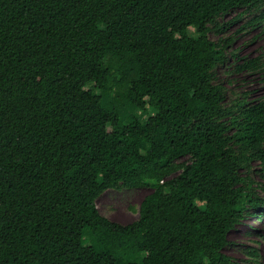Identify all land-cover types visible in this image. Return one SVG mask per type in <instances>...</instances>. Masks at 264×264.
Wrapping results in <instances>:
<instances>
[{"label":"trees","instance_id":"1","mask_svg":"<svg viewBox=\"0 0 264 264\" xmlns=\"http://www.w3.org/2000/svg\"><path fill=\"white\" fill-rule=\"evenodd\" d=\"M244 14L264 31V0H0V264H241L224 249L247 214L264 227V95L229 98L231 38L209 33ZM142 186L135 220L98 210Z\"/></svg>","mask_w":264,"mask_h":264},{"label":"rangeland","instance_id":"2","mask_svg":"<svg viewBox=\"0 0 264 264\" xmlns=\"http://www.w3.org/2000/svg\"><path fill=\"white\" fill-rule=\"evenodd\" d=\"M236 11L227 13L219 18L220 23H226L235 16ZM251 14H244L234 23L227 26L224 32H210L212 40L226 39L231 41L225 48L227 60L217 70L218 79L228 88L229 98L235 96L247 100L256 101L264 95V80L259 71L246 70L237 71L235 66L241 65L245 59L259 57L264 63V31L258 26L250 28L245 25ZM194 29H190L193 32ZM231 52L236 53L232 56ZM147 113L152 114L149 109ZM146 117V114H142ZM260 183L264 182L258 174L253 175ZM151 191L148 186L136 188L109 189L104 191L96 199V205L101 214L112 221L122 224L129 223L138 217V209L141 200ZM259 194L264 196V191L257 188ZM264 227L262 221L252 214H247L243 221L237 224L228 233L231 242L224 252L239 261L241 264H264ZM256 249L258 257L250 254ZM139 255L129 256L130 260L138 259Z\"/></svg>","mask_w":264,"mask_h":264}]
</instances>
